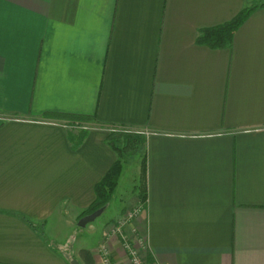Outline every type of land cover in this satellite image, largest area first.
<instances>
[{
	"label": "crops",
	"instance_id": "crops-1",
	"mask_svg": "<svg viewBox=\"0 0 264 264\" xmlns=\"http://www.w3.org/2000/svg\"><path fill=\"white\" fill-rule=\"evenodd\" d=\"M255 1L0 0V264H102V244L127 264L110 230L140 203L125 230L146 227L152 264H264V6L229 47L199 42ZM108 127L139 137L147 200L84 247Z\"/></svg>",
	"mask_w": 264,
	"mask_h": 264
},
{
	"label": "trees",
	"instance_id": "trees-1",
	"mask_svg": "<svg viewBox=\"0 0 264 264\" xmlns=\"http://www.w3.org/2000/svg\"><path fill=\"white\" fill-rule=\"evenodd\" d=\"M264 6V0H256L251 6L243 8L239 11L232 19L229 21L220 24L218 26L210 27L203 29L199 35V42L209 45L214 48H222L229 47L232 43L233 36L235 31L248 19V17L258 8ZM62 118L70 119L71 121H83L87 120L86 117L82 116H73V115H59ZM85 130H82V134ZM83 136V135H82ZM117 135H110L109 144L117 151L119 157L111 166L109 171L104 175V177L96 184L95 192H96V200L93 205L87 210L86 213H92L95 210L101 207H107L115 194V191L118 187L119 180L121 174L123 172V148L117 145V142L114 140V137ZM135 137V138H134ZM128 143L136 142L139 139L137 135L130 137L127 135L125 137ZM135 140V141H134ZM145 162L143 160L141 166V187L139 191V195L141 197L142 202H146L147 200V187H146V167ZM80 257L83 259L85 264H95L94 255L91 250L83 248L79 251Z\"/></svg>",
	"mask_w": 264,
	"mask_h": 264
},
{
	"label": "built area",
	"instance_id": "built-area-1",
	"mask_svg": "<svg viewBox=\"0 0 264 264\" xmlns=\"http://www.w3.org/2000/svg\"><path fill=\"white\" fill-rule=\"evenodd\" d=\"M65 127L72 129H92L89 124H82L78 121L68 122L64 124ZM110 132H135V130L126 127H112ZM143 212V203L136 205L127 210L116 221L112 223L111 234L119 236L121 239V247L124 251V259L126 257L127 264H152L148 261V254L150 251L149 238L146 227L140 226L136 223L131 229V233L125 230L126 224L130 221L137 220L141 217ZM144 229V232H142ZM102 264H121L116 258H112V251L107 244H102L99 248Z\"/></svg>",
	"mask_w": 264,
	"mask_h": 264
},
{
	"label": "rangeland",
	"instance_id": "rangeland-1",
	"mask_svg": "<svg viewBox=\"0 0 264 264\" xmlns=\"http://www.w3.org/2000/svg\"><path fill=\"white\" fill-rule=\"evenodd\" d=\"M1 116L2 115H0V117ZM1 118H5V117H1ZM82 124H87V123H82ZM109 128H111V127H108V129ZM109 133H112V132H109ZM116 135L117 136L114 137V140L117 143H119L120 145H122L121 147H124L123 151H122L123 152V156H122L123 175H122V179L120 181L119 187L116 189L114 197L110 203L111 205H110L109 209H107L105 213H103L102 215H100L96 219L95 223L97 225H99L102 221H104V219H106L110 214H113L114 212H116V210L120 209L121 206L127 202V198L131 194H133V193L138 194L140 191L141 183H142V179L140 176L141 174L138 175V173H137L139 165H140V163H139L140 159H139L138 151L136 148L134 149L132 143H128L126 138H125V137H127V135H130V137L137 135L136 132H134V131L133 132H119ZM141 156H142V154H141ZM91 223L92 222H90L88 225H90ZM111 228H112V226H111ZM81 229H82L81 234L79 236L81 241L80 242L78 241V243L82 244V246H84V247H88V246H90L91 242L95 241V238H93L92 233L90 234L89 226L82 227ZM142 232H144V229ZM69 249H70V247H69ZM122 252H124V251L122 250ZM123 258H124V254H123ZM125 260H126V257H125Z\"/></svg>",
	"mask_w": 264,
	"mask_h": 264
},
{
	"label": "water",
	"instance_id": "water-1",
	"mask_svg": "<svg viewBox=\"0 0 264 264\" xmlns=\"http://www.w3.org/2000/svg\"><path fill=\"white\" fill-rule=\"evenodd\" d=\"M105 207H101L97 210H95L94 212L83 216L80 220H79V225L81 227H85L86 225H88L90 222H93L96 218H98L104 211H105ZM71 264H82L78 259H73L71 261Z\"/></svg>",
	"mask_w": 264,
	"mask_h": 264
}]
</instances>
